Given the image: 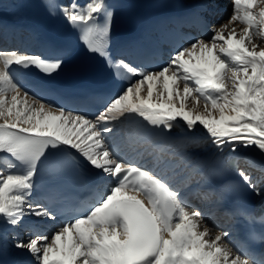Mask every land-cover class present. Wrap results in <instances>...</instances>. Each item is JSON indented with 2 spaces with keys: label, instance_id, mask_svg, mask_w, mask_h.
<instances>
[{
  "label": "snow or ice",
  "instance_id": "6c2138e0",
  "mask_svg": "<svg viewBox=\"0 0 264 264\" xmlns=\"http://www.w3.org/2000/svg\"><path fill=\"white\" fill-rule=\"evenodd\" d=\"M59 10L89 52L123 70L113 74L124 85L94 117L69 111L12 74L15 66L51 76L62 58L0 50V154L10 160L0 168V221L16 226L35 218L27 238H15L28 257L23 264H257L230 246L229 232L212 235L202 213L164 174L122 158L108 125L135 115L170 132L182 122L189 131L203 129L220 152L255 148L264 155V47L254 42L264 41V0H233L232 14L207 40L176 49L156 69L109 54L113 13L106 0H69ZM236 22L242 32L228 31ZM54 154L61 166L71 162L111 181L82 211L80 204L67 208L63 220L33 199L38 164ZM238 175L258 191L246 171Z\"/></svg>",
  "mask_w": 264,
  "mask_h": 264
},
{
  "label": "bare ground",
  "instance_id": "6f19581e",
  "mask_svg": "<svg viewBox=\"0 0 264 264\" xmlns=\"http://www.w3.org/2000/svg\"><path fill=\"white\" fill-rule=\"evenodd\" d=\"M0 1H3L4 3L5 2L8 3L7 6L9 5V7L12 8L11 10H8V12H6L5 8H4L5 11L0 12V23L5 22L11 25L12 28L19 29V31L25 30L26 31L25 33H27V35L31 34L33 30H36L39 33H41V36L35 42L39 44L40 43L45 44L47 42L49 36L47 35V32L43 29V26L40 22V20L42 19V17H44V15L41 12V8H40L41 5L38 2V0H0ZM213 1L215 0H177V2L180 4L181 11H184L185 15H190V16L195 12L196 13L205 12L208 15H215L217 11H219L222 8H225L224 7L225 4L226 5L229 4V6H233V0H222V1L217 0L218 2L221 1V3L217 7L211 5ZM68 2L69 0H59L60 6L65 5ZM78 2L80 4H86L89 2V0H78ZM254 11H256L258 14V8L255 9ZM176 12L177 10H175L172 13L171 12L165 13L164 15H174ZM220 15H221L220 13L215 15V21L212 25V28H219L217 22L218 19H220L219 18ZM154 21L155 19L152 17H144L142 21L143 29H145L146 31H148L149 29H154L155 27ZM244 27H240L238 33L242 32ZM5 36L6 35L4 34V37ZM27 38H31V37L27 36ZM258 40L260 39L257 37L254 39V42L260 44ZM262 42L264 43V41ZM0 44L1 46L8 45V43L2 42V40ZM4 46L2 48H4ZM33 50H35V48H33ZM18 52L21 53V51L19 50ZM22 53H27V52H22ZM20 70L22 69H17L15 66H13L12 74L15 80L18 81L23 86L29 84L30 81H28L27 83H21L23 82V80L21 78V75H19ZM111 138L113 139L112 141L113 146L118 144L120 141L124 143L127 139V141H131L135 143L140 142L141 144H143V146L147 147L146 149L151 150V152L153 151V153L157 151L155 150L156 148V149H163L165 152L167 151L171 155L173 154L176 155V153L180 154L184 162L187 164V168L188 167L190 168V171L187 170L188 173L186 175L184 174V176H182L183 174H181V178L186 177L189 178V180L191 181L189 182V184H187L188 185L187 192L185 191L183 192L182 190L178 189L180 193L183 194L181 195L182 198L188 192L194 195L196 193L195 192L196 188L200 184V181L204 182V185L207 187L213 186V184L217 181V178L220 176L221 172L228 167L230 159L235 156H240L241 157L240 162H242V164H245L247 168L251 167L252 170H255V173H257L256 176L259 179L256 180L255 176L253 177L249 174L248 175L253 179L252 181L256 185L257 189L260 185L259 183L260 177L262 179V182H264V175H263L264 155H262L257 149L255 148L240 149L235 153L225 149L223 152H220L210 142V139L208 138L206 132L203 129L197 128L194 131H189L186 129V127L183 125L182 122L177 123V125L170 132H160L158 129L152 128L150 125L147 124L146 121H144L142 118L138 116L132 115V116H128L127 118L122 117L120 118L119 126L116 128L113 127ZM124 152H126V150ZM9 162L10 160H7L6 157L0 156V168L7 169ZM92 174L96 175V177L99 178L100 180H103L105 182L109 181V179L102 178L101 176L95 174L93 171ZM33 199L39 201L42 204H45L44 194L42 190L36 186L33 189ZM258 200L259 202L264 200V195H259ZM203 218L207 227L211 230V234L215 235L216 233H218L215 224H211L212 220H210L209 217H203ZM23 222H26V226L27 225L31 226L33 225L34 220H28V217H25ZM14 227L15 226L13 225L0 221V240L2 241L3 246L5 248L6 251L5 253L11 257L12 262H14L15 264H23V262L28 259L27 254L24 252V250L16 248L14 246L15 241L13 242L9 236V234L13 232ZM203 227L204 224L201 225V228ZM224 231L230 233L229 238H233V241L229 242V244L230 245L232 244L234 250H238L239 252H241V250L237 246V242L235 239L236 235L232 233V229L227 228ZM257 260L259 262H262L261 257H258Z\"/></svg>",
  "mask_w": 264,
  "mask_h": 264
},
{
  "label": "rangeland",
  "instance_id": "374dc122",
  "mask_svg": "<svg viewBox=\"0 0 264 264\" xmlns=\"http://www.w3.org/2000/svg\"><path fill=\"white\" fill-rule=\"evenodd\" d=\"M221 1L218 2L217 0H215V1L212 2L211 5L217 7L221 3ZM2 2L3 1H0V12L5 11V9H6V12H8V10L12 9V8L9 7V5L7 6L8 3H6V2L4 3L3 2L4 3L3 4ZM4 5H5V7H4ZM224 7L225 8L220 9L221 15L219 17L220 19H218V22H217L218 26H220L221 23L226 22L227 19L230 17V15L233 12V6H229V4H227V5L225 4ZM228 7H229V9H228ZM242 25L243 24H240L239 22L233 23V24L229 25L228 31H230L232 28H235L237 33H238V30L240 29V27H244V25L243 26ZM258 41H259L261 47H264V43L262 41H260V40H258ZM19 48L21 49V50L19 49V51H21V53L22 52H26V51H22V49H23L22 46H19ZM0 50H3V49L0 48ZM3 51H7V50H3ZM119 123H120V119H119V121L118 120L112 121L111 124H109V125L112 128L113 127L116 128V127L119 126ZM111 134H110V139L112 141ZM147 155H148L147 158H148V162H149V167L151 169H154L158 173L164 174L169 179L170 183L174 184L175 186H177V183L180 182L179 180H182L180 178V174H187L188 171H190V168L189 167L187 168V164L184 162V160H183V158H182V156L180 154L176 153V155L175 154L171 155L167 151L165 152L164 150H160V151H157L155 153L148 152ZM245 168H247V166ZM248 169L250 170V175L251 176H253V177L255 176L256 180L259 179L256 176L257 173H255V170H252V168H248ZM177 173L179 175H177ZM259 183H260V185H259L258 189L260 190V192H264V182H262L261 177H260V182ZM34 219L35 218H33V217H28V220H34ZM33 227H34V222H33V225H31L30 227L28 225L26 226V222H22V223L16 225L14 227V230H13L12 235L10 237L11 240L14 242L15 238H17V237H19V238H27V236L29 235V233L33 229ZM45 227L47 228L46 225H45ZM225 229L226 228L222 227V226H219V227L216 228V230L218 232L224 231ZM228 242H232V239L229 238V237H228ZM230 246H232V244Z\"/></svg>",
  "mask_w": 264,
  "mask_h": 264
}]
</instances>
